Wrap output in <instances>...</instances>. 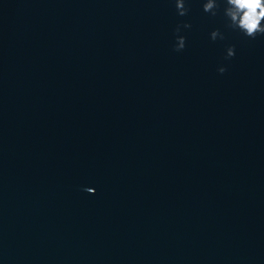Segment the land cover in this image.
Masks as SVG:
<instances>
[{
  "label": "water",
  "instance_id": "1",
  "mask_svg": "<svg viewBox=\"0 0 264 264\" xmlns=\"http://www.w3.org/2000/svg\"><path fill=\"white\" fill-rule=\"evenodd\" d=\"M205 2L0 0V264H264V35Z\"/></svg>",
  "mask_w": 264,
  "mask_h": 264
},
{
  "label": "clouds",
  "instance_id": "2",
  "mask_svg": "<svg viewBox=\"0 0 264 264\" xmlns=\"http://www.w3.org/2000/svg\"><path fill=\"white\" fill-rule=\"evenodd\" d=\"M224 15L229 23L227 27L238 30L244 36L255 39L258 35H264V0H224ZM176 8L178 15L185 16L189 9L185 6V0H176ZM219 4L217 0H206L203 4V11L216 15ZM180 25L177 26L176 32L179 33ZM184 28H190L191 25L185 23ZM211 39L215 41L217 37L223 39V34L217 29L211 32ZM185 47V37L177 36V43L174 50L179 52ZM235 55V49L229 47L227 49V57L231 58ZM219 73L223 74L226 68L220 67ZM92 192V189H87Z\"/></svg>",
  "mask_w": 264,
  "mask_h": 264
}]
</instances>
